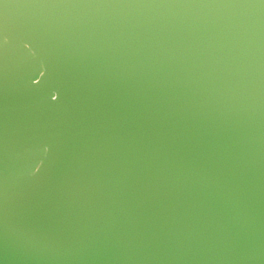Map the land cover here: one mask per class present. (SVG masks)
Returning <instances> with one entry per match:
<instances>
[{
    "label": "water",
    "instance_id": "water-1",
    "mask_svg": "<svg viewBox=\"0 0 264 264\" xmlns=\"http://www.w3.org/2000/svg\"><path fill=\"white\" fill-rule=\"evenodd\" d=\"M0 264H264V0H0Z\"/></svg>",
    "mask_w": 264,
    "mask_h": 264
}]
</instances>
